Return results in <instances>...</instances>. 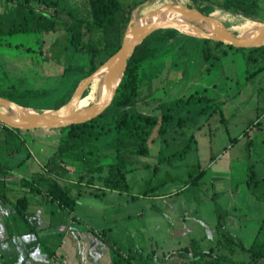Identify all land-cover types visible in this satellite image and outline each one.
I'll return each instance as SVG.
<instances>
[{"label":"rangeland","instance_id":"374dc122","mask_svg":"<svg viewBox=\"0 0 264 264\" xmlns=\"http://www.w3.org/2000/svg\"><path fill=\"white\" fill-rule=\"evenodd\" d=\"M29 1L30 5L18 2V0H0V28L2 31H6L13 23L20 22L24 16H27L35 24L33 16L39 13L48 15L43 21L49 23L53 17L57 25L55 30L51 31L18 32L0 36L2 41V45H0V96L42 112L54 109L66 102L78 82L86 76L90 67V56L71 46L69 43L70 32L67 30V26L74 22L75 18L87 21L91 16L87 0ZM120 1L127 9L133 2L141 0ZM146 1L148 0H143L136 7H140ZM221 3L222 0H190L187 5H191L201 12H206L210 8L211 11L219 8L229 12L232 16L243 15L251 21L264 22V0H244L241 4L245 8L244 10L234 6L224 8ZM136 7L132 8L129 16ZM127 23L123 28L120 40H122ZM83 40L101 48L94 56L96 63L106 58L108 51L102 49L104 40L101 30L92 29L85 32ZM8 42L9 44H7ZM192 43L191 37L176 30H157L148 36L146 47L135 65L133 78L131 74L124 72L112 103L100 116L95 117L96 129L94 133L86 137L79 149L71 152L70 161L74 160V170L77 171V174L78 170L83 169L80 161L81 156H98L105 165L116 160V136L111 129L114 127L117 102L128 96L132 88H134L132 95L134 108L142 112L159 116L161 108H164L165 105L172 106L170 109L172 118L167 123V129L161 140H158L160 135L157 132V127L152 130L153 133L151 131L148 135L151 151L155 150L156 145L157 149H161V156L178 151L184 145H188V140L195 131L194 125L199 122L207 121L206 125L210 127L211 133H218L219 129L215 128V124H220V116L217 112L218 105L213 99L176 103L180 97L187 98L195 90L205 91L208 96L213 98L216 94L224 96L226 93L229 95L239 93L235 99L226 101L220 106L223 114L228 117L230 133L240 131L242 127L256 118L257 112L259 117L261 116V113L264 112V92L257 90L260 87L264 88V71L255 79L244 77L253 68L252 65H246L243 60L248 51L219 45V50L226 49V53L222 54L221 58L216 60L207 71L205 67L208 66V62L202 59L199 53L192 55V60L198 58L200 61L186 67L183 76L181 72L185 59L188 60V54L182 55L180 48L190 51ZM210 45L213 47L215 42L210 40ZM256 55H261L264 59V50L261 54L256 52ZM174 75L176 78L172 77ZM87 89L83 97L88 95ZM106 132L108 133L103 135L99 143L94 142V139H98L99 135ZM63 133V129L42 128L16 132L6 129L0 122V162L12 169L13 174L21 175H26L29 172L28 169L37 162V164H42V166L38 165L40 171L50 175L53 173L52 168L55 165L45 166V163L52 157L55 158V164H60L63 161L62 156L55 155V149L61 136H64ZM263 140L264 134H256L251 143L252 160L246 159L250 165L254 163L255 170L259 174L264 172V163H255L254 157H264ZM209 143V139L206 141L201 139L198 146L199 153L201 155L206 153L207 160L210 156V148L212 147L215 152V149L219 147L214 142L213 144ZM248 146V140L240 139L230 149L231 156H246ZM26 160L28 162L27 170L20 167ZM132 160V165L150 161L147 156L142 155H136ZM63 162V166H66L65 163L68 160ZM193 162L189 159V161H185V164L181 163L183 167L175 168L173 171L168 170L159 179H152L150 175L152 171L146 170V168H143L142 180H139L140 172H133L132 177L129 176L132 178L129 179L131 188L135 192L142 191L145 187L154 185L158 180H166L168 186L179 187L198 171L197 163L193 164ZM132 165L127 163L125 167L128 168ZM104 170L106 171L107 167ZM101 176L99 174L97 177L100 181H102ZM261 181L255 190L264 198V192L261 189L263 182ZM6 183L19 184L15 175L0 172V191L5 192ZM112 194L103 198L82 191L77 198L75 212L85 220L87 225L98 230L106 229L108 238L116 246L129 253L137 264H208L210 261L216 262V257L205 255L200 249L207 250L209 245L215 248L217 244L219 246L218 253L227 256L226 261H223L225 264H232L231 262L235 260L248 261L249 253L242 246V240L236 234L231 232H225L226 235L215 233L214 223L217 214L213 210V202L210 199L211 183L209 180H204L200 184H191L178 195L156 201L157 204L153 208L147 205L143 197L131 201V193ZM10 195L28 198L29 194L25 195V192L21 190ZM30 200L33 201V198ZM40 200L43 199L40 198ZM190 201H194L196 206L200 205V212L205 217L207 225L197 222V227L201 229L198 235L175 236L174 251L176 253L170 256L165 263H162L163 259L156 256V252L162 251L161 247L166 250V244H162V239L166 236H161V231L167 228L163 226L167 219L162 214L167 211L166 207L168 208L172 204H174L176 214L182 215L184 210L189 214H194ZM141 208L144 211L142 216L138 214ZM25 214L26 222L19 218L15 221L11 220L14 229L20 224L23 229H28L33 225L34 217L32 218L26 212ZM127 214L128 216H126ZM158 215L163 218L161 222L163 225L156 224L154 219ZM172 217L174 216L172 215ZM207 226L215 231L214 236L219 237L210 241ZM83 227L85 226L81 225V228ZM109 228L110 232H108ZM36 233L41 236L40 232ZM22 234L21 232L17 235ZM198 236L202 240L201 246L198 243H192L191 249L189 241L193 238L198 240ZM261 236H264V225L263 233L259 234V237ZM46 239L48 240L46 243L53 241L49 238ZM101 251L103 250L101 249ZM259 264H264V259Z\"/></svg>","mask_w":264,"mask_h":264},{"label":"crops","instance_id":"0c3cea01","mask_svg":"<svg viewBox=\"0 0 264 264\" xmlns=\"http://www.w3.org/2000/svg\"><path fill=\"white\" fill-rule=\"evenodd\" d=\"M197 54L191 53L188 55V60L185 59L181 72L183 76L186 67L200 61L198 58H196V60L191 59L192 55ZM252 67L251 71L254 69V66ZM263 71L264 68L252 76L247 74L244 77L255 79ZM172 77L176 78L175 75ZM195 91H193V93ZM257 91L264 92V88L260 87ZM238 95L239 93L233 95L226 93L224 96L222 94H216L214 98L212 97L214 102L218 105L217 112L220 116V124H215V128L219 129L218 133H211L210 127L206 125V120V122L195 124V131L191 134V137L188 140V147L182 154L172 155V153H169L161 156V149H157L155 145V150L152 152L148 143L149 150L148 155L146 156L150 161L139 162L136 163V165H132L133 167L129 166L126 168L127 172L125 176L128 184V191L123 192L127 194L131 193V201L143 197V199L146 200L147 205L150 208H153L157 204L156 201L178 195L183 190L187 189L189 185H191V183H189L190 179L202 170V175L196 184H200L204 180L210 181V199L213 202V210L217 214L214 223L216 232L211 227L207 226L209 235L208 239L213 241L215 237H219L214 236V232L223 235H226L225 232H231L236 234L242 240L243 245L247 247L257 235L263 233L264 198L258 194L255 188L262 180L261 182H263V185L261 186V189L264 192V172H262V174L257 173L254 163L250 165L246 162V159L248 158L249 160H252L251 143L256 134H264V112L261 113L260 117L257 112L256 118L250 121L245 127H242L240 131L230 133L228 117L223 114L220 106L226 101L229 102L235 99ZM210 116L211 114L209 117ZM164 134L165 133L159 134L160 137L158 140H161ZM102 137L103 135H99V138L94 139V142L99 143ZM244 138L245 140H248L249 144L247 155L244 156L245 158L231 156L230 149H232L233 145L239 142L240 139ZM201 139L204 141L209 139V144H213L214 142V144L219 146L215 149V152L212 147L210 148V156L208 160L206 153L201 155L198 151ZM85 156L95 157L94 155ZM62 159L63 161L68 160V162L65 163L66 166H63V161L60 162V164H55L54 162L49 164L55 165L54 168H52L53 173L50 175L56 178L63 186L68 187L70 193L75 196L74 210L71 213H68L56 203L51 202L43 193H32L28 191V188L22 187L20 184L11 185L10 183H6L7 189L5 190V195L7 201H2L0 199V264H111L109 247L97 239L92 233V230L98 229L91 225H87L85 220L76 214L75 206L77 198L82 191L103 198L107 195H113L112 193L122 192L104 188L103 182L97 178L99 174L104 176L107 173V170H104L107 167V163L106 165L103 164V171L101 173H88L86 170L80 169L77 174V171L74 170V160L70 161L71 158L68 156H62ZM189 159L197 163L196 168L198 171L194 175H191V177L179 187L168 186V181L158 180L154 185L145 187L142 191L135 192L132 190L131 182L129 180L132 178H129V176L131 175L132 177L133 172H140V174H138L139 180H142L144 175L142 174L143 168H146V170L152 171L150 174L152 179H159L162 177V174L166 173L168 170L173 171L175 168L183 167L181 166V163L185 164V161H189ZM254 160L255 163H264L263 156L254 157ZM109 163L111 162H108V164ZM27 165L28 162L26 160L20 165V167L27 170ZM38 165L42 166V164H37L36 162L31 166L32 168L28 170H40ZM249 168L253 171L252 178H249ZM21 190L25 192V195L29 194L26 213L32 218L34 217L33 220L35 219L33 221L32 231H29L28 229H20V231H17V229H14L13 227L8 229L5 223L6 216L9 217L14 212L13 203L19 198L10 194L14 192L18 193ZM38 197L43 200H40V198L37 200ZM31 198H33V201L30 200ZM190 203L194 214H189L185 210L181 213L182 215L176 214L174 211V204H172L168 208L166 207V214H162L167 219V222H165L164 225L161 223L163 218L159 215L154 219L157 225L161 224L167 227L161 231V236H166L162 239V244H166V250L161 247L162 251L160 253L156 252L157 258L159 257L163 259L162 263H165L170 256L176 253L174 251L175 236H189V234L198 235L201 232V229L200 227H197V222L207 225L205 217L200 212V205L196 206L194 201H190ZM138 214L141 216L144 214L143 208L140 209ZM172 215L174 217H172ZM126 216H128V214ZM218 218L223 221V233L218 226ZM81 225L85 227L81 228ZM110 231L109 228L108 232ZM21 232L23 233L22 235H17ZM36 232H40L41 236H38ZM223 237L232 238L231 236ZM46 238L53 240L52 243H46L48 241ZM197 239L198 240L193 238L189 241L191 249L193 247L192 243H198V245L201 246V237L198 236ZM178 242H180V240H178ZM208 248L209 249L207 250L201 248L200 251L205 255L227 257L226 254L218 253V244L215 248L211 245H209ZM101 249L103 251H101ZM223 261L226 260H220L219 264H225ZM260 261H262V259Z\"/></svg>","mask_w":264,"mask_h":264},{"label":"trees","instance_id":"16d2710c","mask_svg":"<svg viewBox=\"0 0 264 264\" xmlns=\"http://www.w3.org/2000/svg\"><path fill=\"white\" fill-rule=\"evenodd\" d=\"M142 1L143 0L135 1L132 3V5L129 6V8L126 9L120 0H87L91 16L90 19L87 21H83L79 18H75L74 22L67 26V30L70 32L69 43L71 44V46L75 50L90 56V67L86 75L90 74L105 59H107L118 49L121 43V33L130 18V11ZM243 1L244 0H222L221 6H223L224 8L234 6L241 10H244V6L241 5ZM18 2L30 5L29 0H18ZM210 11L211 8L203 13L208 14ZM47 17V14H34V24L32 21L29 20L27 16H24L20 22L13 23L12 26L9 27L6 31H2L0 28V36L3 34L12 35L18 32L40 33L42 31L55 30L57 25L55 19L52 17L51 21L47 23L43 21ZM92 29H98L102 31L104 40V46L102 49H106L108 51L106 58L99 63L95 62L94 56L101 48H98L96 45H93L89 42H85L83 40V34L85 32H89ZM148 36L143 39L139 45L135 47L131 56L128 59L125 73L131 74L132 78L134 76L133 74L135 70V65L138 62L139 56L146 47ZM191 39L193 40V43L190 46L191 50L189 51L186 48H180V51H182L181 54L189 55L191 53H199L201 55V58L208 62V66L205 67L206 71L210 69V66H212V64L216 60L221 58L222 54L226 53V49H223L221 51L219 50V45L221 44L220 42H215V45L211 47L210 40L199 39L196 37H191ZM7 44H9V42ZM0 45H2L1 38ZM237 49L248 51V54L244 57L245 63L254 66V69L249 73V76L254 75L255 73L264 68V59H262L261 55H256V52H259L260 54L263 53L264 45L260 47ZM133 91L134 88L131 89V92L128 96L124 97L122 100L117 102L114 127L113 129H111V131L116 136V160L107 164V173L104 176H101L104 188L119 192L128 191V184L125 176L127 171L125 165L127 163L132 165V158L136 155H148V135L155 127H157L159 134L165 133L167 129V123L172 118V114L170 112L172 106L170 105H165L164 108H161L159 116L150 113H145L134 108L132 98ZM201 99L213 98L208 96L205 91H195L194 93H191L187 98L180 97L176 101V103ZM94 121L95 118L84 123L72 124L69 126L58 128L64 130V133L62 134L64 136H61L59 140V143L55 149V155L71 157V152L79 149L81 147V143L86 139V137H89L94 133L96 129ZM4 127L6 129L13 130L16 132L20 131L19 129L10 128L6 125H4ZM107 133L108 132L103 133L101 135H106ZM187 147L188 145H184L180 150L172 153V155L182 154L187 149ZM54 161L55 158H49L48 161L45 163V166L53 163ZM80 161L82 163L83 169L86 170L88 173L100 172L103 168L102 159L98 156H81ZM248 171L249 178H252L253 171L251 170V168H249ZM0 172L9 175H15L18 178V182L22 187L28 188V191L32 193H43L51 202L56 203L60 208H62L66 212L71 213L74 210L75 196L70 193L68 187L63 186L56 178L45 174L40 170L29 171L26 175L13 174L12 169L3 165L2 162H0ZM201 175L202 170L199 171L194 177H192L189 183L196 184ZM0 199L2 201H7L5 192L0 191ZM27 205L28 198L26 196L19 197L15 200V202L13 203V214H11L9 217L6 216L5 218V223L8 229L13 227V223L11 222V220L15 221L19 218L23 222L27 221L25 214ZM18 226L19 227L15 228L17 229V231L23 229V227H21V224ZM218 226L220 227L223 233L224 224L220 218H218ZM32 229V226L28 227L29 231H32ZM92 233L97 239H99L109 247L112 254L110 262L111 264H137L132 260V257L129 253L123 251L120 247L116 246V244L108 238L106 229L92 230ZM242 246L248 251L249 260L232 261V264H258L261 259H264V237H259V235H257L249 246ZM222 259L226 260V257L217 256L216 262L210 261L208 262V264H219L220 260Z\"/></svg>","mask_w":264,"mask_h":264},{"label":"water","instance_id":"95a60500","mask_svg":"<svg viewBox=\"0 0 264 264\" xmlns=\"http://www.w3.org/2000/svg\"><path fill=\"white\" fill-rule=\"evenodd\" d=\"M139 8L138 6L131 12L118 49L78 82L66 102L54 109L38 112L0 96V106L15 114L12 116L0 111V122L19 130L58 129L84 123L99 116L112 103L135 47L159 29H174L189 37L220 42V45L227 47L252 48L264 45V22L253 34L237 36L211 13L205 14L191 5L176 2L143 13ZM185 16L193 18L194 21ZM198 23L206 24L208 28H203ZM101 74H104V87L97 100L84 109L76 110L84 91L92 80Z\"/></svg>","mask_w":264,"mask_h":264},{"label":"bare ground","instance_id":"6f19581e","mask_svg":"<svg viewBox=\"0 0 264 264\" xmlns=\"http://www.w3.org/2000/svg\"><path fill=\"white\" fill-rule=\"evenodd\" d=\"M176 2L187 5L190 2V0H148L140 6L139 10L141 13H143L148 10L159 8L166 4H173ZM211 14L214 17L218 18L222 23H224L228 27V29L237 36L253 34L261 24V22H254L243 16H237V17L232 16L229 12L222 11L219 8H216L215 10L211 11ZM185 18L194 21L193 18L189 16H185ZM198 24L203 28H208L206 24L203 23H198ZM103 87H104V74H101L92 80L90 86L87 89L88 95L85 97L82 96V98L78 101L76 105V110L84 109L93 102H95L99 97ZM0 111L15 116V114L11 110L3 106H0Z\"/></svg>","mask_w":264,"mask_h":264}]
</instances>
